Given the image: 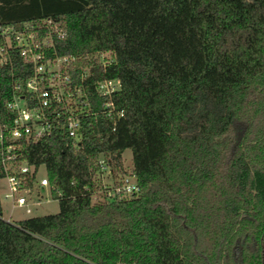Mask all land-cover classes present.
Returning a JSON list of instances; mask_svg holds the SVG:
<instances>
[{"label": "trees", "instance_id": "1", "mask_svg": "<svg viewBox=\"0 0 264 264\" xmlns=\"http://www.w3.org/2000/svg\"><path fill=\"white\" fill-rule=\"evenodd\" d=\"M44 17L57 53L87 55L92 110L95 82L118 79L119 113L81 115L77 147L57 127L21 139L58 209L9 221L0 204V264H264V0H0V25ZM31 69L14 51L0 65L1 120ZM99 154L136 194L91 200Z\"/></svg>", "mask_w": 264, "mask_h": 264}, {"label": "built area", "instance_id": "2", "mask_svg": "<svg viewBox=\"0 0 264 264\" xmlns=\"http://www.w3.org/2000/svg\"><path fill=\"white\" fill-rule=\"evenodd\" d=\"M34 23L29 20L22 22L20 27L0 25V65L10 63L14 51L29 60L32 66L28 75L11 80L10 97L5 105L12 115L10 119H0V164L6 183L3 196L9 198L10 207H22L25 212L41 199H27L24 192L35 186L43 187L51 197V186L45 174L37 178V168L26 162L20 150L21 139L48 135L57 127L70 144L77 147L81 142V115L99 111L113 117L119 113L111 99V93L119 88L118 79L108 77L95 82V92L103 99L99 109L92 110L84 83L89 67L84 65L74 73L76 61L87 55L57 53L53 39L62 37L64 29L50 17ZM89 60L104 64L111 57L106 52L94 51ZM94 164L91 200L120 199L137 193L132 172L113 171L107 156L102 154L96 156ZM28 178H31V188L25 185Z\"/></svg>", "mask_w": 264, "mask_h": 264}, {"label": "rangeland", "instance_id": "3", "mask_svg": "<svg viewBox=\"0 0 264 264\" xmlns=\"http://www.w3.org/2000/svg\"><path fill=\"white\" fill-rule=\"evenodd\" d=\"M121 166L125 170H129L131 167V153L129 148H125L121 152ZM42 175H44V168L43 165H39L36 169L35 176L38 178ZM4 191H6V183L5 180L0 177L1 217L8 218L9 221H15L18 218L25 216L53 213L58 209L57 200L49 197L46 188L35 186L29 192H24L27 199H31L33 197H39L41 199L39 203L30 206L29 212H25L22 207H10L9 198L3 196ZM45 197H48V200H44Z\"/></svg>", "mask_w": 264, "mask_h": 264}, {"label": "crops", "instance_id": "4", "mask_svg": "<svg viewBox=\"0 0 264 264\" xmlns=\"http://www.w3.org/2000/svg\"><path fill=\"white\" fill-rule=\"evenodd\" d=\"M20 218H22V217H20ZM4 219L8 220V218H4ZM18 219H19V218H18Z\"/></svg>", "mask_w": 264, "mask_h": 264}]
</instances>
